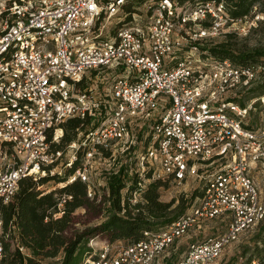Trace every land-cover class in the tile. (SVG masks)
Listing matches in <instances>:
<instances>
[{"label": "built area", "instance_id": "built-area-1", "mask_svg": "<svg viewBox=\"0 0 264 264\" xmlns=\"http://www.w3.org/2000/svg\"><path fill=\"white\" fill-rule=\"evenodd\" d=\"M128 1L0 2V200L11 203L25 177L55 174L65 154L51 143L60 140L67 120H88L68 146L64 166L78 160V150L82 157L67 183L89 182L101 150L122 143L125 151L140 145L136 171L143 178L152 169L155 179L206 184L199 203L167 227L145 230L128 244H90L93 251L81 264H167L159 258L191 229L223 219L226 231L190 242L175 263L216 264L264 221L253 177L264 167V125L247 124L250 108L234 101L258 79L256 67L215 59L201 46L227 25L241 26L228 32L247 33L256 20L247 27L248 19L232 18L225 0H146L140 22L105 33L107 20ZM104 72L112 78L107 92L90 84ZM88 196H96L92 185ZM65 201L54 217L64 214ZM7 236L0 209V264Z\"/></svg>", "mask_w": 264, "mask_h": 264}, {"label": "trees", "instance_id": "trees-1", "mask_svg": "<svg viewBox=\"0 0 264 264\" xmlns=\"http://www.w3.org/2000/svg\"><path fill=\"white\" fill-rule=\"evenodd\" d=\"M177 1L179 4H197L209 0ZM225 4L228 13L234 19H254L256 13H264V0H225ZM236 34L238 32H228L226 33V36H229L227 40L213 43L210 46H201L202 50H207L215 59H229L243 66L253 65L252 63H256L264 57V51L259 49L238 50L231 43V38ZM261 87L260 94H264V84ZM234 101L246 106L238 98H234ZM87 124H90V121L80 118L67 120L62 125L64 130L62 137L58 142H52V147L55 150H62L66 154L68 146L79 139V132L84 130ZM48 140H53L52 133L49 134ZM136 146L130 147L119 156L132 154L131 157L137 162L136 151L140 150V146L139 149H135ZM117 149H102L101 155L96 159L95 170L101 171L106 183L104 187L107 195H105L103 203L109 202L112 209L110 215L96 226L86 227L81 231L74 228L76 209L90 208L98 198V185L92 181L94 172L89 182L77 180L67 183L69 175L81 163V150H78L79 158L71 167L63 165L67 171L58 181H62L61 188L51 191L39 189V186L49 179L59 177L60 172L48 173L37 179L28 176L20 181L19 190L11 203L3 204L0 200L5 231L8 235L5 243L6 254L1 264H81L92 253L93 248L90 243L98 235H105L112 243L124 241L128 244L139 240L145 230L165 228L181 217L185 207L179 206L177 213L167 217L171 204L160 200V186L163 185V180L172 179L151 180L153 179L152 169L148 170L143 178L136 171L137 167L135 168L133 163L124 164L117 160V156H114L115 152H118ZM112 162L113 167L106 166ZM145 180H150L146 188L142 186ZM90 185L96 192L93 199L88 196ZM133 192L139 194L141 198L136 203L132 202ZM196 193L195 191L193 197L197 195ZM64 198L66 199L63 207L64 214L56 218L54 214L59 212L58 205ZM263 223L264 221L260 225ZM21 246L25 248V251L20 249ZM61 254H63L62 257H60ZM47 259L53 261H46ZM254 260L258 259H253L252 262Z\"/></svg>", "mask_w": 264, "mask_h": 264}, {"label": "rangeland", "instance_id": "rangeland-1", "mask_svg": "<svg viewBox=\"0 0 264 264\" xmlns=\"http://www.w3.org/2000/svg\"><path fill=\"white\" fill-rule=\"evenodd\" d=\"M2 0H0L1 2ZM146 0H139L137 2L128 1L127 5L123 7L119 12H117L111 20H107L105 27V33L109 34L117 30V28L122 26H131L136 24L135 19L140 22L142 18L146 17L147 14V5ZM145 3V4H144ZM190 4V3H188ZM191 5V4H190ZM137 12L139 15L134 14ZM246 24L249 27V21L251 22L252 18H248ZM256 22L250 28V31L247 33L236 34L231 38V43L238 50H262L264 51V13H256V16L253 22ZM134 21V22H133ZM1 26V19H0ZM241 27L239 24L232 25L231 27L227 25V30H233V28ZM226 32L218 37L213 42L204 43L203 46H210L213 43L222 42L227 40L229 36H226ZM230 32V31H229ZM258 70V79L248 88L238 90V94L235 98L248 106L249 113L244 121L249 124L251 127L258 128L264 125V94L261 93L262 85L264 84V57L256 63H252ZM103 78V79H102ZM112 78L108 72H104L100 80H92L90 84H94V87L99 91L107 92L111 84ZM64 133V130H63ZM81 136V132L78 134ZM140 140H141V136ZM140 145H137L135 149H139ZM115 148H118V152H115L114 156H117V160L120 163L134 164L135 168L138 166L137 162L134 161V158L131 157L132 154H121L125 152V147L122 146V143H119ZM114 148V149H115ZM71 151L67 150L66 154L63 157L61 163L58 164L55 169L56 172H62L59 174V177L49 179L47 182L41 184L39 189L42 191H51L61 188L62 181L58 182L67 171V168L63 167V164L66 162L67 158L70 156ZM109 168L113 167V162L107 164ZM97 169V168H96ZM94 169V175L92 176V181L94 184L98 185V198L96 199L95 204L90 208H77L74 216V228L81 231L86 227L96 226L102 223L112 209L110 208L109 202L103 203L107 191L105 190V178L101 174V171L98 172ZM135 172V171H134ZM58 174V173H57ZM135 175V173H134ZM253 177L261 190L262 199L264 200V167L259 166L253 171ZM155 178L153 177V179ZM163 185L160 186V200L162 202L170 203L171 208L167 213V217L173 216L180 207H185L183 214L189 212L194 205L199 203V199L203 194V190L206 184L205 179L200 178H189L184 182H175L172 180H163ZM150 183V180H145L144 188ZM101 185V187H99ZM197 192L196 196L193 197L194 192ZM141 200L139 194L132 193V202L136 203ZM99 204V205H98ZM228 227V221L223 219H210L202 221L199 226L191 229L186 235L179 239L173 246H171L164 254L159 258L160 262H167V264H175L186 252L187 246L190 242L194 240H201L210 235H217L226 231ZM152 230L156 231L157 228ZM103 241H109L105 235H98L91 241V245L94 248H101L104 244ZM124 241H116L113 244H123ZM258 246V247H257ZM63 254L60 255L62 257ZM253 259H258L256 261L260 264H264V223L263 225H256L253 229L246 231L238 241L230 244L222 256L217 259L216 264H252ZM260 260V261H259ZM46 261L52 262V259H47Z\"/></svg>", "mask_w": 264, "mask_h": 264}, {"label": "bare ground", "instance_id": "bare-ground-1", "mask_svg": "<svg viewBox=\"0 0 264 264\" xmlns=\"http://www.w3.org/2000/svg\"><path fill=\"white\" fill-rule=\"evenodd\" d=\"M61 131H58V134L60 135Z\"/></svg>", "mask_w": 264, "mask_h": 264}]
</instances>
